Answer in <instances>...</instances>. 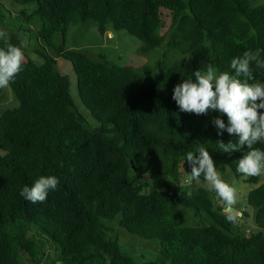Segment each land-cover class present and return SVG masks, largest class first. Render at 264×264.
Returning a JSON list of instances; mask_svg holds the SVG:
<instances>
[{"label":"trees","instance_id":"obj_1","mask_svg":"<svg viewBox=\"0 0 264 264\" xmlns=\"http://www.w3.org/2000/svg\"><path fill=\"white\" fill-rule=\"evenodd\" d=\"M13 2L31 7V14L21 12V17L38 27L36 35L46 47L38 51L40 64L24 54L23 70L9 86L17 105L0 117V264H41L46 243L59 264H160L136 262L121 251L106 226L116 219L128 234L157 240L170 264H264V183L247 194L258 231L233 235L223 202L214 208L207 190L181 185L180 173L186 166L191 172L185 155L199 142L221 173L227 168L241 177L236 167L243 152L224 153L216 144L236 143L238 137L217 134L211 121L218 112H181L172 98L183 78L194 79L192 72L210 63L232 73L231 59L247 50H261L264 59V1ZM163 11L172 41L168 48L185 56L168 66L162 60L153 70L110 64L64 43L70 26L92 24L100 37L125 31L142 43L140 52H148L166 39L157 35ZM8 36L24 51L20 38ZM57 59L70 63L76 92L98 125L91 127L74 106ZM253 75L264 82V68L253 65ZM222 119L227 124V117ZM256 147L264 150V143ZM139 172L155 181L169 179L171 185L162 192V184L154 188ZM49 175L59 184L45 202L20 195L24 186ZM249 180L257 183L256 177ZM198 182L205 183L203 177ZM181 209L195 218L204 213L212 223L186 226Z\"/></svg>","mask_w":264,"mask_h":264},{"label":"clouds","instance_id":"obj_2","mask_svg":"<svg viewBox=\"0 0 264 264\" xmlns=\"http://www.w3.org/2000/svg\"><path fill=\"white\" fill-rule=\"evenodd\" d=\"M0 89L8 88L23 70L24 52L10 42L8 33L0 30ZM253 65L264 68L261 50H247L242 55L230 61L232 73L219 71L213 64H208L206 70L192 72L193 78L182 79L173 89V100L181 112L207 115L218 112L220 115L212 119L218 135L226 131L229 135L238 137V141L224 143L216 141L224 153L242 151V157L237 161L236 171L245 177L264 175V150L256 147L264 143V82L255 80ZM227 117V124L222 117ZM246 149V151H245ZM191 172L183 180V184L191 185L203 177L209 190L223 202L226 209H232L238 203L237 189L226 182L209 151L203 143L196 142L195 151L185 155ZM57 177L40 176L34 184L24 186L20 195L32 203L46 201L50 191L57 189ZM230 222H236L238 217L229 215Z\"/></svg>","mask_w":264,"mask_h":264},{"label":"rangeland","instance_id":"obj_3","mask_svg":"<svg viewBox=\"0 0 264 264\" xmlns=\"http://www.w3.org/2000/svg\"><path fill=\"white\" fill-rule=\"evenodd\" d=\"M264 0H257V4L263 3ZM31 8V7H30ZM25 6H21L13 2V0H0V30H4L8 35L15 34L21 39L24 48V54L27 58L34 61L36 64L41 63V58L38 51L46 47L40 38L36 35L37 26L33 24H27L21 17V12H24L26 16L31 14V9ZM167 12H162L161 27L157 32V35L162 36L163 42L160 47L148 51L140 52L142 43L129 36L125 31H109L103 37H100L94 25L86 26H74L69 27L65 33L63 39L67 48H73L85 53L89 58L93 60L99 59V56H103L104 61L121 66H128L134 69L141 68L143 66L153 70L151 66L155 67L157 60H162L165 65H170L175 60H185V56L179 55L176 51L172 50L168 44H171V39L167 38L166 31L169 24ZM59 38L57 39V41ZM168 50V51H167ZM168 53L167 55L164 54ZM57 68L59 72L66 75L69 79V93L73 100L74 106L78 109L80 115H82L91 127L98 125L96 120L91 116L90 111L82 104L77 91V81L69 62L57 59ZM17 105V101L13 96L10 88L0 89V117L1 113L7 109L14 108ZM218 170V169H217ZM221 177L234 186L238 191V203L232 208L238 211L243 216L240 217L232 212L223 210L224 213L235 215L238 217L236 222H230L227 218L225 223L231 228L232 234L236 233H255L258 231L257 226L253 221V208L247 203V194L249 190L258 187L264 183V175L256 177L257 183H251L249 177L241 176L236 178L227 168L221 173ZM188 174V167H184L181 170V185L183 180ZM158 184L161 186L170 187L171 182L166 178H158ZM183 187L189 189H205L208 191L210 197L213 200L214 208L221 207L222 201L216 196L213 191L209 190V186L206 182H193L191 185L183 184ZM185 218L186 226H199L211 224V219L206 214H200L195 218L192 213L186 209H181ZM119 220L107 223L106 226L111 228L113 234L118 238V244L122 252L130 255L136 262L151 261L160 264H170L169 260H165L161 255V248L157 240H144L137 236L130 235L124 229L119 228ZM46 256L41 261V264H59L55 262L56 254L52 251L48 243L45 244Z\"/></svg>","mask_w":264,"mask_h":264},{"label":"water","instance_id":"obj_4","mask_svg":"<svg viewBox=\"0 0 264 264\" xmlns=\"http://www.w3.org/2000/svg\"><path fill=\"white\" fill-rule=\"evenodd\" d=\"M132 168L134 169V171H136V168H134V166H132ZM138 176L143 180V181H148L154 188H158L159 186V184H158V182L157 181H155L153 178H151V176L149 175V174H145V173H142V172H139L138 173ZM160 190L162 191V192H165L166 191V188L165 187H163V186H161L160 187ZM227 211H229V212H232L233 214H236V215H238V216H240L241 214L238 212V211H235V210H233V209H227Z\"/></svg>","mask_w":264,"mask_h":264}]
</instances>
